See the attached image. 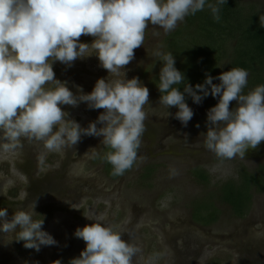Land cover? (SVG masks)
Listing matches in <instances>:
<instances>
[{
	"label": "clouds",
	"instance_id": "1",
	"mask_svg": "<svg viewBox=\"0 0 264 264\" xmlns=\"http://www.w3.org/2000/svg\"><path fill=\"white\" fill-rule=\"evenodd\" d=\"M227 0H0V163L11 165L12 176L0 173V196L15 187L16 178L29 184V177L16 167L23 141H35L45 151L37 156L44 167L48 153L73 149L82 137H99L109 149L102 159L111 165L113 176H122L138 158L147 119L149 89L138 77L127 79L126 65L134 50L144 45L149 24L165 33L174 31L186 17L210 10L219 22ZM91 36L81 43V36ZM161 68L158 74V103L183 127L194 116L186 102L200 105L209 96L218 102L206 112L205 147L221 160L243 159L249 149L264 141V84L245 92L249 72L240 67L213 77L205 73L202 83L191 85L175 67L171 52L154 51ZM95 56L108 76L100 78L90 93L81 86L55 78L56 62L71 68L73 63ZM213 80H218L214 84ZM181 87L183 91H181ZM74 88L75 92L70 90ZM235 107L230 110V103ZM86 104L89 110L104 111L87 127L71 118L62 106L73 109ZM171 115L168 111V116ZM98 125H100L98 127ZM200 127L199 124L196 125ZM92 158L98 155L90 149ZM172 175L177 170L171 169ZM19 200L27 201L9 216L0 208V233H14L13 241L39 253L42 247L58 246L43 230L44 217L35 212L39 197L28 200L26 189ZM34 216L42 217L34 219ZM107 216L77 228L74 237L85 248L68 264H133L142 249L120 232L104 226ZM148 258L147 264L157 257ZM53 264H62L57 259Z\"/></svg>",
	"mask_w": 264,
	"mask_h": 264
},
{
	"label": "rangeland",
	"instance_id": "2",
	"mask_svg": "<svg viewBox=\"0 0 264 264\" xmlns=\"http://www.w3.org/2000/svg\"><path fill=\"white\" fill-rule=\"evenodd\" d=\"M236 1L243 10L264 11V0ZM184 21L169 33L149 24L144 45L134 50V60L125 66L127 79L138 77L149 89L150 104L144 107L146 130L137 161L120 178L114 180L106 175L102 157L108 150L101 143L102 138L82 137L73 149L48 153L44 167L37 161V156L45 151L43 145L23 141L24 147L15 164L30 182L24 184L16 178L15 187L6 197L0 196V208H8L9 216L17 207L27 209V201L19 200L25 189L29 201L39 197L35 212L44 217L43 230L54 237L58 246L42 247L37 253L25 249L22 242L13 241L14 233H0V264H53L57 259L68 264L70 258L57 257L59 251L71 244L68 233L97 222L104 215L107 216L104 226L120 232L125 241L131 236L129 242L142 249L133 264H147L154 254L158 255L152 264H264V193H252L250 211L242 219L215 199L216 221L201 225L192 220L195 201L211 202L208 196L219 185L239 181L242 168L252 171L264 165V141L249 149L243 159L221 160L204 143L207 105L213 97L204 99L200 105L187 102L194 112L187 127L174 118L177 109L168 110L158 103L156 81L161 64L153 53L158 49L170 52L166 39ZM93 39L82 35L80 42L90 44ZM223 64L219 74L226 72ZM53 70L56 79L81 86L85 93L92 91L98 79L108 76L95 56L77 60L71 68L56 62ZM218 83L216 80L214 84ZM70 90L75 92L74 88ZM235 106V101L231 102L230 110ZM62 110L68 111L82 127H87L104 111L89 110L83 103L75 109L62 106ZM90 149L98 154L96 158H92ZM148 167L153 172L143 178ZM173 168L178 174L172 175ZM197 171L209 175V185L197 181L194 174ZM0 173L11 177L10 163H0ZM42 217L34 216V219ZM77 242L85 248V242L80 239ZM75 252L78 255L80 251Z\"/></svg>",
	"mask_w": 264,
	"mask_h": 264
},
{
	"label": "trees",
	"instance_id": "3",
	"mask_svg": "<svg viewBox=\"0 0 264 264\" xmlns=\"http://www.w3.org/2000/svg\"><path fill=\"white\" fill-rule=\"evenodd\" d=\"M220 7L219 22L214 21L207 7L186 17L181 27L166 39L167 49L175 57V67L185 74L191 85L202 83L205 73L213 77L220 75L219 68L225 62L226 71L240 67L249 72L244 91H250L264 84V11L258 12L254 8L243 10L236 0H227L226 5ZM180 90L183 91V88ZM217 99L209 100L207 108L214 107ZM190 100L186 97V102ZM103 165L109 178L116 180L121 177L113 176L111 165L104 160ZM145 170L143 178L150 177L153 169L148 167ZM194 174L203 185L210 184L207 173L197 171ZM238 179L237 182L227 181L219 185L216 192L207 195L211 197V202L207 203L204 199L195 201L192 220L201 225L216 221L218 210L214 205L215 199L228 206L236 218H244L252 205V193H264V165H258L252 171L242 168Z\"/></svg>",
	"mask_w": 264,
	"mask_h": 264
},
{
	"label": "flooded vegetation",
	"instance_id": "4",
	"mask_svg": "<svg viewBox=\"0 0 264 264\" xmlns=\"http://www.w3.org/2000/svg\"><path fill=\"white\" fill-rule=\"evenodd\" d=\"M68 235L70 236L69 239L71 240V244L68 243V248L66 246L64 250L58 252L57 257H59L61 259H63V258H65V259L70 258L71 259V258L78 257L80 252L84 250V247H81L83 244L81 245V243L77 242V241H79V239L74 237V233L71 232V233H68ZM83 243H84V241H83ZM75 251H77V252L80 251V252L78 253V255L77 254L75 255L74 254V253H76Z\"/></svg>",
	"mask_w": 264,
	"mask_h": 264
}]
</instances>
